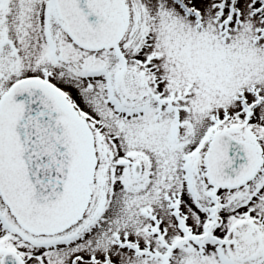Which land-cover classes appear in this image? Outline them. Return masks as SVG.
Segmentation results:
<instances>
[{"label":"rangeland","instance_id":"obj_1","mask_svg":"<svg viewBox=\"0 0 264 264\" xmlns=\"http://www.w3.org/2000/svg\"><path fill=\"white\" fill-rule=\"evenodd\" d=\"M184 1L191 9L200 7L204 10L205 30L195 28L193 18L184 16L171 0H151L146 3L147 8L143 7V0H124L132 16L129 30L138 29L136 35L152 36L150 42H144L145 47L141 46L146 56H155L149 66L163 67L164 57L166 61L162 73L155 74L148 69L144 75L149 83L146 90H135L142 95L149 115L154 118L149 121L150 130L156 124L159 129L162 123L166 133L165 136L158 133L153 136L152 131L149 135V195L156 201L151 210L157 215L155 220L146 218L142 200L131 203L129 187L118 191L113 188L117 119L110 114L114 109L112 100H118L117 93L110 86L105 87L104 78H93L105 68H93L92 62L88 68L83 67L84 63L96 58L109 63L110 69H118L121 64L113 50L94 54L73 47L60 20L53 24L50 44L46 42L42 38L46 23L39 17L41 0L35 1L37 8L31 10L29 20L10 26L14 45L19 48L16 55L11 56L20 64L15 72L6 69L7 79L27 75L42 78L48 67L49 76L62 85L61 89L68 94L73 106L89 119L91 125L106 131L104 144L107 151L100 158L90 215L61 235L39 237L38 242L46 241L58 247L39 251L38 259L50 263L52 258L60 256L59 264H70V257L80 254V264L94 260L97 264H104V260L114 264H208L207 258L199 255L191 241L202 222L198 210L188 202V189L191 190L193 185L200 197L196 201L207 202L211 188L206 180L204 158L212 134L231 130L239 136L251 137L264 124V37L256 40L259 29H264V11L254 13L256 9L264 8V0H225L224 6H221V0ZM17 14L23 15L24 10L18 9ZM134 19L139 22L135 23ZM225 19L229 24L223 29L221 22ZM223 30L227 31L222 33ZM127 35L125 40L129 39ZM26 50L38 52L33 70L22 63L28 53ZM139 50L136 47L125 51L133 55ZM66 54L79 55L77 60H70L68 68L60 62L61 55ZM115 76L109 73L108 81L111 83L115 79L117 83ZM122 91L121 98L126 99V90L122 88ZM118 104L120 106L119 101ZM174 107L177 120L173 118ZM120 119L126 120L122 116ZM173 131L174 136H169L168 133ZM124 133H120L122 142L126 141ZM173 165L178 171L174 172ZM163 175L173 178L169 188L181 192L183 197L179 223L169 218V209L161 199L162 192L154 186L161 184ZM130 178L125 169L121 176L123 184ZM240 204V200L231 197L229 210L237 209ZM255 210L264 215V203H257ZM88 218H93L91 225ZM170 222L171 226H168ZM0 226L19 227L2 199ZM160 226L166 228V234L160 236L162 239L150 234L152 229ZM178 227L186 228L191 235H183L184 230L179 231ZM17 238L27 242L24 233ZM164 259L168 261L164 262Z\"/></svg>","mask_w":264,"mask_h":264},{"label":"flooded vegetation","instance_id":"obj_2","mask_svg":"<svg viewBox=\"0 0 264 264\" xmlns=\"http://www.w3.org/2000/svg\"><path fill=\"white\" fill-rule=\"evenodd\" d=\"M35 1L37 0H0V101L2 96L14 83L34 78L32 75H27L20 77L11 76L7 79L5 71L7 69L10 73L15 72L18 70L17 68L20 64L16 61L18 60L17 58L13 60V56H11H15L19 48L17 45H14L10 26L18 21L29 20L31 10H36L37 8ZM143 1V7H146V3L151 0ZM38 6L41 8H39V17L41 20L43 19L45 21L47 28L44 37L42 38L50 44L54 29L53 24L54 22H59L57 19L58 15L55 13L56 9L54 0H41V3H39ZM18 9H23L24 14H17ZM194 10L203 16L204 10L202 8H194ZM132 11L134 13L137 12L136 9H133ZM130 13V7L124 2V0H113L107 9V14L109 16L118 17L125 21L123 39L117 46L108 49L113 50V54L121 66L118 67V69H110L109 63L106 64V62L97 61V59L94 58L93 61L84 63L83 67L88 68L91 64L90 62H92V65L94 66L93 68H100L101 70L105 68V71L95 73L93 78H104L105 87L108 88L110 86L117 93L116 96L118 100H112L114 109L112 108L113 112L110 114L111 117L117 119V129L114 130L115 140L113 151L115 157L114 164L116 166V180L113 188L115 191H118L119 188L129 187V190H132L128 196L131 203L136 200H138V202L142 200L141 202L145 205L143 212L146 214V218L155 220L157 219V215L152 213L151 210L155 207L154 204H156V201L152 200L149 195L151 193V180L149 178V137L151 136L150 133L152 131L154 132L153 136H156L155 134L157 133L158 135L161 134L162 136H165L166 133L164 132L162 123L160 124L159 129L156 128L158 126V124H156L154 128L150 130L151 127L149 121L151 118H154L149 115L148 105L145 104V100L142 101V95L135 90H146L149 83H147L148 81L144 78V75L147 74L148 69L152 70L155 74L162 73L163 69L166 68L164 66L166 61L164 57L162 60L163 67L149 66L150 64L152 65L151 60L154 59L155 56H146L144 51H142L141 46L145 47L146 44L144 42H148V40L150 42L152 36L136 35L135 32L137 33L138 29L129 30V24L132 17ZM134 22L138 23L139 21L134 19ZM63 25L62 22V27L65 30ZM126 35L129 38L128 40H125ZM72 45L73 47L81 49L73 43ZM136 47L140 50L133 55H128L125 51ZM83 51L97 54L104 50L97 52ZM25 52L28 53L25 55L24 62H22L23 65L31 70L35 69L38 52L32 53L31 50H26ZM61 57L62 61L60 62L67 65L68 68L70 60H77L79 55L66 54L61 55ZM109 73L111 75L116 74L115 78L118 79L117 83H115V79L114 82L111 83L108 81L107 76ZM122 88L126 90V99L121 98V94L123 93ZM124 104L125 107H123ZM176 112L177 111L174 107V120H177L178 117ZM155 115L158 116V114ZM121 116L126 119V124L123 119L119 120ZM261 127L262 128L257 132H254L251 137H242L237 135L234 131L223 130L216 134H212L209 140L210 147L207 150L208 158L211 153V147L214 145L215 139L221 132L230 133L235 138L246 140L254 145V154L256 155V159L260 162V165L255 173L246 179L242 185L236 189H231L228 185H219L213 182L209 178V164L208 159H206L204 170L206 177H208L206 180L211 188L209 195L207 196V202L202 204L200 202L202 200L196 201L197 198L200 197L198 196L197 189H194L193 185L191 190L188 189V202L198 210L202 222V226L197 227L196 236H192V239H190L199 255L207 258L208 264H264V215L255 210L257 203H264V124ZM93 128L98 162L97 172L93 183L94 186L98 179L100 158L107 151V145L104 144L106 131L100 130L96 127ZM120 133H124L123 136H125L126 141H123L125 143V151L122 149L123 142L121 141ZM169 134L171 136L173 134L174 136V131L168 133V135ZM173 167L174 172L178 171L176 165H173ZM125 169H128L131 176L127 184H123L124 180L121 179ZM172 180L173 178H171V176L167 178L166 175H163L162 181L160 180L161 184L156 183L154 186L158 187V191L160 190V192H162L161 199H163L165 205H167L169 209L168 212L171 216L169 218L176 219L177 217L180 218V215H182L181 209L184 201H182L183 197L181 192H176L174 189L172 190V188H169V183ZM135 181L140 183L134 185ZM175 184L179 185L180 183ZM96 190L97 188L93 187L91 201L80 222L84 221L88 215H90L89 211L94 204L93 200L95 198ZM231 197L241 201L239 207L233 211L229 210V201ZM92 219L88 218L89 225L92 224ZM204 224L207 225L204 226ZM168 226H171V222L170 224L168 223ZM165 230L166 228L160 226L149 231L151 235H157L159 239H162L160 236L166 234ZM177 230H184L183 235H191V233L186 232V228L178 227ZM22 233L27 236V242L18 241L17 235H21ZM5 238L7 239L5 240ZM37 239L38 235L30 234L26 231L23 232L21 227L7 228L0 226V264H59V261L57 260L60 256L58 258H52L50 263L38 259L39 251H45L46 249L50 250L52 247L57 249L58 246L51 243L38 242ZM59 244L61 245L62 243ZM7 254L11 255L5 260ZM166 261L168 260L164 259V262Z\"/></svg>","mask_w":264,"mask_h":264},{"label":"water","instance_id":"obj_3","mask_svg":"<svg viewBox=\"0 0 264 264\" xmlns=\"http://www.w3.org/2000/svg\"><path fill=\"white\" fill-rule=\"evenodd\" d=\"M111 0H56L70 37L88 50L121 40L124 23L106 15ZM210 169L235 187L252 172L253 150L220 135ZM95 148L87 120L55 87L17 84L0 104V191L20 224L55 234L76 223L91 196Z\"/></svg>","mask_w":264,"mask_h":264}]
</instances>
